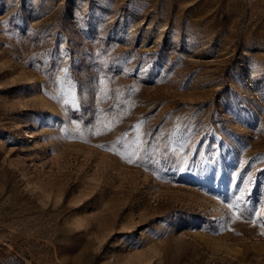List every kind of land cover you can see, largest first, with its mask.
<instances>
[{
  "label": "rangeland",
  "instance_id": "obj_1",
  "mask_svg": "<svg viewBox=\"0 0 264 264\" xmlns=\"http://www.w3.org/2000/svg\"><path fill=\"white\" fill-rule=\"evenodd\" d=\"M261 225L264 0H0V264H264Z\"/></svg>",
  "mask_w": 264,
  "mask_h": 264
},
{
  "label": "snow or ice",
  "instance_id": "obj_2",
  "mask_svg": "<svg viewBox=\"0 0 264 264\" xmlns=\"http://www.w3.org/2000/svg\"><path fill=\"white\" fill-rule=\"evenodd\" d=\"M141 143H142V142H138V143H137V149H139ZM133 155H138V151H134ZM127 162H128V163H133L134 161H133V159H132L131 157H129V158L127 159ZM228 207H229V208H236L237 205H235V204H233V203H229ZM261 227L264 228V225H261Z\"/></svg>",
  "mask_w": 264,
  "mask_h": 264
}]
</instances>
